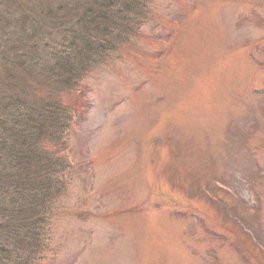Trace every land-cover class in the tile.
I'll return each instance as SVG.
<instances>
[{"label":"rangeland","instance_id":"374dc122","mask_svg":"<svg viewBox=\"0 0 264 264\" xmlns=\"http://www.w3.org/2000/svg\"><path fill=\"white\" fill-rule=\"evenodd\" d=\"M154 2L124 57L91 63L51 264H264V0ZM36 4L0 0L6 50Z\"/></svg>","mask_w":264,"mask_h":264},{"label":"trees","instance_id":"16d2710c","mask_svg":"<svg viewBox=\"0 0 264 264\" xmlns=\"http://www.w3.org/2000/svg\"><path fill=\"white\" fill-rule=\"evenodd\" d=\"M155 5L154 0H37L26 19L32 35L7 50L0 37V264H21L24 258L51 263L54 221L63 213L57 205L68 197L75 168L70 131L89 105L85 84L91 63L124 57L155 18ZM0 18L1 36L14 18ZM42 35L43 41L62 40L45 47L46 62L36 61L44 54L30 43ZM74 82L78 88L66 106L64 89L68 95ZM41 234L48 236L47 244Z\"/></svg>","mask_w":264,"mask_h":264}]
</instances>
